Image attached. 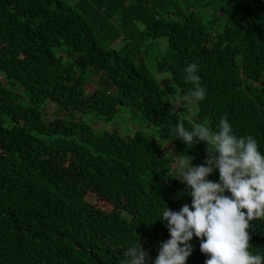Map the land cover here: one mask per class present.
Returning a JSON list of instances; mask_svg holds the SVG:
<instances>
[{
  "label": "trees",
  "instance_id": "obj_1",
  "mask_svg": "<svg viewBox=\"0 0 264 264\" xmlns=\"http://www.w3.org/2000/svg\"><path fill=\"white\" fill-rule=\"evenodd\" d=\"M189 63L206 95L173 111ZM115 115L135 129H107ZM222 117L264 155V0H0V264H124L138 242L153 264L170 238L163 210L191 204L163 144L200 165L206 144L171 129L216 131ZM250 225L264 256V219ZM189 243L186 264H204Z\"/></svg>",
  "mask_w": 264,
  "mask_h": 264
},
{
  "label": "clouds",
  "instance_id": "obj_2",
  "mask_svg": "<svg viewBox=\"0 0 264 264\" xmlns=\"http://www.w3.org/2000/svg\"><path fill=\"white\" fill-rule=\"evenodd\" d=\"M197 72L195 63L185 68L184 79L192 88L173 99V111L182 102L205 98ZM171 131L185 146L204 142L206 156L202 164L193 165L192 156L168 151L175 158L177 179L189 190L191 204H183L178 211L163 210L161 221L170 238L159 244L153 264H186L193 237L208 257L204 264H264V256L250 251V221L264 219V155L257 140L235 135L226 117L216 131L202 123H193L189 130L182 121ZM215 170L218 182L208 179ZM124 256V264H146L150 259L139 242L128 247Z\"/></svg>",
  "mask_w": 264,
  "mask_h": 264
},
{
  "label": "rangeland",
  "instance_id": "obj_3",
  "mask_svg": "<svg viewBox=\"0 0 264 264\" xmlns=\"http://www.w3.org/2000/svg\"><path fill=\"white\" fill-rule=\"evenodd\" d=\"M158 43H159V44H163V40H158ZM148 50H149V51H148L149 53L147 54V57H146V59H147L148 61H149V60H153L151 57H154V56L159 57V56L164 52V50H163V46L160 45V46L157 47L156 44H155L153 47L149 48ZM155 72H156V77H157V78H162V79H164V78H166V75H168V74L165 73V72H164V73H159V72H157L156 70H155ZM86 86H87V90H88V91H92L93 89L96 88V87H95V84L92 83V82H90V81L88 82V84H86ZM47 108L50 109L48 112L50 113L51 116H53L54 112L56 111L55 107L52 106V105L47 104ZM118 117H119V115H115V116H114V119L112 120V122H114V123H113V124L110 123L111 125H106V128H107V129H111V128L114 127L113 125L119 123V125H122L123 127H124V126L126 127L127 125L130 124V126L132 127V129H135L136 126L133 125V124H131V121H132V118H131V117L128 116V117H127V120H124V118H118ZM83 118H85V120H87L88 122H91V123L94 124L95 126H98V127H101V128L104 127L103 124H101V123H100L97 119H95V117H93L92 115H90V116H83ZM93 119H94V120H93ZM115 120H116V121H115ZM120 120H121V122H123V123H120ZM93 121H94V122H93ZM137 124H138V126H139L138 128H140L141 130H143V131H145V132L151 130V127H149V126L147 125L146 122H143V123L137 122ZM121 129H122V127H121ZM168 151H171V152H173V154H176L175 151H174V149H173V146H172V144H171L170 142H167V143H164V144H163L162 152H163V153H167V154L170 155L172 158H174L173 154L170 153V152H168ZM174 160H175V158H174ZM173 169H175V161H174V163H173ZM87 198H88L93 204H96V205H98L99 207H101V208H103L104 210H106V211H108V212H111V213H115V212L118 210V208H119L118 205H112L110 202L101 201V200H99L97 197H95V196H93V195H89V194H88Z\"/></svg>",
  "mask_w": 264,
  "mask_h": 264
}]
</instances>
